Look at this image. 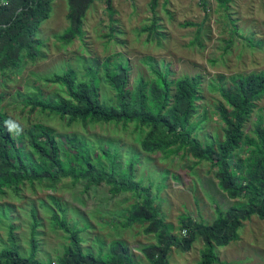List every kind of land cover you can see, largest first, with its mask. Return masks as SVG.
I'll return each instance as SVG.
<instances>
[{
    "label": "rangeland",
    "instance_id": "rangeland-1",
    "mask_svg": "<svg viewBox=\"0 0 264 264\" xmlns=\"http://www.w3.org/2000/svg\"><path fill=\"white\" fill-rule=\"evenodd\" d=\"M111 6L110 15L104 2L96 0L84 17L81 37L64 44L57 37L68 29L67 0H55L49 18L34 33L39 57L35 62L25 60L19 69L0 75V110L14 133L28 125L42 124L61 136L63 147H68V139H74L88 152L94 167L98 163L109 171L104 152L118 174L132 163L134 180L149 189L159 216L172 236L180 238L184 235L181 218L211 224L216 209L225 212L244 203L230 200L218 188L209 163H197L183 152L172 156L143 153L139 144L144 131L134 124L68 125L56 114L21 111L17 94L30 95L36 88L40 90L37 96L45 101L64 98L58 85L44 81L69 69L76 72L79 80H87L93 70L102 78L101 65L108 57L111 64H121L129 70V88L139 80L148 82L152 69L167 71L172 80L199 76L198 114L192 124L196 125L199 141H211L222 135V126L214 114L220 99L218 85L229 86L233 75L264 71V0H215L209 13L189 0H159L155 8L150 0H111ZM98 90L102 103L113 102V93L103 81ZM258 121L264 124V99L251 115L245 133L250 134ZM135 202L130 194L112 197L105 184L85 191L83 183L74 185L69 179L52 187L45 182L4 191L0 194V250L12 245V231L13 243L21 256H29L33 240L36 261L50 260L54 264L68 247L66 235L52 219L55 213L70 227L82 230L84 252L103 256L110 243L121 241L134 263L147 264L140 249L154 244V236L144 234L140 224L126 225L128 209ZM238 237L228 246L216 249V264H264V221L251 217L242 223ZM202 248L199 238L188 252L173 247L168 262L199 264Z\"/></svg>",
    "mask_w": 264,
    "mask_h": 264
},
{
    "label": "trees",
    "instance_id": "trees-1",
    "mask_svg": "<svg viewBox=\"0 0 264 264\" xmlns=\"http://www.w3.org/2000/svg\"><path fill=\"white\" fill-rule=\"evenodd\" d=\"M54 1L0 0V75L19 69L25 60L35 62L39 57L34 33L49 18ZM95 1L67 0L65 18L68 29L57 37L60 42L70 44L81 37L84 17ZM101 1L111 15V0ZM158 1L150 0L152 8ZM101 66L104 70L102 78L98 77L97 70H93L87 80H79L76 72L69 69L63 75L44 81L58 85L64 98L45 101L37 96L40 90L36 88L35 93H31L33 96L17 94L21 111L29 109L31 113L39 110L56 114L68 125L134 124L144 131L139 144L143 153L172 156L183 152L197 163H209L218 188L230 200H243L244 203L225 212L216 209V218L211 224L196 222L189 217L181 218L180 229L184 235L176 238L159 216L149 189L134 180L132 163L118 174L108 153L104 152L109 161V171L98 163L94 167L88 152L74 139H68V147H63L61 136L42 124L28 125L25 130L14 133L2 110L0 194L45 182L52 187L63 179H69L74 185L83 183L85 191L91 186L105 184L112 197L130 194L135 199L136 202L128 209L126 225L140 224L144 234L154 236V244L140 249L147 264H169L171 248L188 252L198 238L203 243L199 264H216V249L237 241L242 223L253 216L264 221V124L258 121L250 134L245 133L251 115L264 99V71L246 76L233 75L229 77V86L218 85L220 99L214 106V114L222 126V135L201 142L196 138V125L192 124L198 114L199 76L172 80L167 71L152 69V78L148 82L139 80L129 88L127 68L111 64L109 57ZM100 81L113 93V102L109 105L100 101ZM2 100L0 94V103ZM52 219L68 242L65 252L56 258L54 264H136L121 241L110 243L103 256L84 252L80 241L82 230L67 225L59 214L53 213ZM9 234L12 245L0 250V264H53L50 260L47 263L36 261L33 240L29 256H21L13 243L12 231Z\"/></svg>",
    "mask_w": 264,
    "mask_h": 264
},
{
    "label": "built area",
    "instance_id": "built-area-1",
    "mask_svg": "<svg viewBox=\"0 0 264 264\" xmlns=\"http://www.w3.org/2000/svg\"><path fill=\"white\" fill-rule=\"evenodd\" d=\"M193 5L209 13L215 0H189Z\"/></svg>",
    "mask_w": 264,
    "mask_h": 264
}]
</instances>
